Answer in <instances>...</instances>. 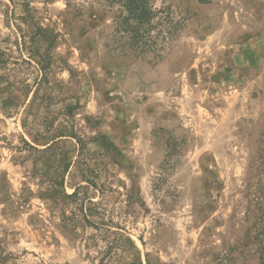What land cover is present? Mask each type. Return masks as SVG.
Here are the masks:
<instances>
[{"label": "rangeland", "instance_id": "rangeland-1", "mask_svg": "<svg viewBox=\"0 0 264 264\" xmlns=\"http://www.w3.org/2000/svg\"><path fill=\"white\" fill-rule=\"evenodd\" d=\"M150 1L159 57L95 0H0V264H264V0Z\"/></svg>", "mask_w": 264, "mask_h": 264}, {"label": "trees", "instance_id": "trees-1", "mask_svg": "<svg viewBox=\"0 0 264 264\" xmlns=\"http://www.w3.org/2000/svg\"><path fill=\"white\" fill-rule=\"evenodd\" d=\"M102 5L105 10L115 12V24L113 37L117 41L120 48H128L139 55H150L159 57L161 51V44L165 41H170L176 34L179 24L174 23L169 17H162V11H157L152 7L150 0H95ZM16 7L18 3L22 4L25 9V21L27 18L32 21L31 9L29 0H10ZM19 32L23 28L15 25ZM41 28H36L33 37L38 35L44 36ZM24 35V34H23ZM32 52V51H30ZM40 64V63H39ZM41 65V64H40ZM45 65H42L40 70H44ZM81 188V187H80ZM80 188H76L74 193L68 198L76 200L79 197ZM262 212L258 219V223L253 227L252 243L258 247L257 252L260 261L264 263V202L261 205ZM85 220L88 223L92 215H88L86 211H82ZM85 212V213H84ZM115 234V233H114ZM128 246L136 248L133 241L121 235L119 239ZM251 241V238H250Z\"/></svg>", "mask_w": 264, "mask_h": 264}]
</instances>
